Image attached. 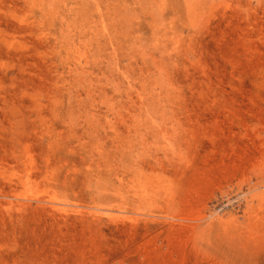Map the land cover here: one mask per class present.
<instances>
[{
	"label": "rangeland",
	"instance_id": "obj_1",
	"mask_svg": "<svg viewBox=\"0 0 264 264\" xmlns=\"http://www.w3.org/2000/svg\"><path fill=\"white\" fill-rule=\"evenodd\" d=\"M0 264H264V0H0Z\"/></svg>",
	"mask_w": 264,
	"mask_h": 264
}]
</instances>
